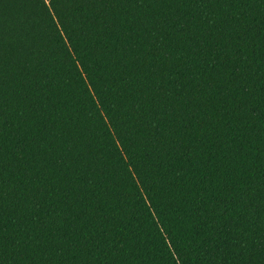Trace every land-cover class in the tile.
Here are the masks:
<instances>
[{"label": "trees", "instance_id": "16d2710c", "mask_svg": "<svg viewBox=\"0 0 264 264\" xmlns=\"http://www.w3.org/2000/svg\"><path fill=\"white\" fill-rule=\"evenodd\" d=\"M0 264H264V0H0Z\"/></svg>", "mask_w": 264, "mask_h": 264}]
</instances>
